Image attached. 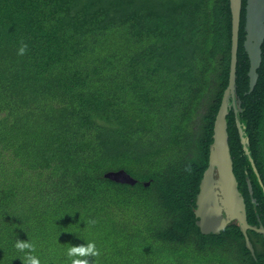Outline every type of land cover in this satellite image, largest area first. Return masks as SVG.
<instances>
[{
    "label": "trees",
    "instance_id": "obj_1",
    "mask_svg": "<svg viewBox=\"0 0 264 264\" xmlns=\"http://www.w3.org/2000/svg\"><path fill=\"white\" fill-rule=\"evenodd\" d=\"M244 3L226 135L246 224L264 230V38L248 92ZM229 47L228 0H0V264H22L17 239L41 264L89 241L94 264H264L262 233L245 230L249 248L234 220L194 224ZM118 169L136 182L103 177Z\"/></svg>",
    "mask_w": 264,
    "mask_h": 264
},
{
    "label": "water",
    "instance_id": "obj_2",
    "mask_svg": "<svg viewBox=\"0 0 264 264\" xmlns=\"http://www.w3.org/2000/svg\"><path fill=\"white\" fill-rule=\"evenodd\" d=\"M240 5L241 0H228L230 13V47L227 84L223 89L214 116L211 142L208 145L207 165L198 182L193 214L195 217V226L203 233H214L229 221L234 220L244 236L246 245L250 248L245 236V230L252 229L258 231L262 233L263 237L264 230L261 226L256 227L246 224L243 198L237 189V183L232 173L225 121L227 108L231 107L233 113L236 114L240 103L238 99L234 100L235 54ZM243 9L244 38L242 47L248 60L246 75L247 91L249 92L255 84L257 78L256 69L260 63V45L264 38V0H245ZM235 126L242 151L246 155L250 168L261 186L256 169L249 156L243 126L237 118H235ZM103 177L117 183L129 185L136 182L134 178L122 169L107 171L103 174ZM148 183L142 182V185L147 186ZM246 184L250 194L248 180H246Z\"/></svg>",
    "mask_w": 264,
    "mask_h": 264
},
{
    "label": "clouds",
    "instance_id": "obj_3",
    "mask_svg": "<svg viewBox=\"0 0 264 264\" xmlns=\"http://www.w3.org/2000/svg\"><path fill=\"white\" fill-rule=\"evenodd\" d=\"M27 49L28 45L21 41L17 54L23 56L27 52ZM96 223L95 219L88 221L90 225H95ZM15 248L18 252L22 253V256L19 257L22 260V264H41L40 259L33 254L36 248L35 244L30 240L17 239ZM66 255L71 260V264H94L92 258L99 257L101 251L97 248L95 242L89 241L84 244L71 245L67 248Z\"/></svg>",
    "mask_w": 264,
    "mask_h": 264
}]
</instances>
